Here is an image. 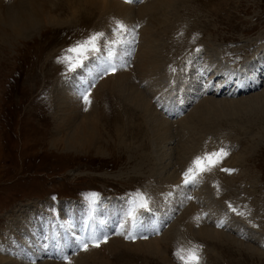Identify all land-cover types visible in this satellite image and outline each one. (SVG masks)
<instances>
[{"label": "rangeland", "instance_id": "374dc122", "mask_svg": "<svg viewBox=\"0 0 264 264\" xmlns=\"http://www.w3.org/2000/svg\"><path fill=\"white\" fill-rule=\"evenodd\" d=\"M5 1L7 6H11L21 0ZM113 1L129 6L134 15L133 24L140 26L138 42L131 57L126 58L129 66L124 68L118 65L117 74L134 75V65L142 52L141 37L146 27H152V38L159 39L157 57L162 61L159 73L161 81L158 80L155 88L148 89L147 98L154 109L153 118L157 115L171 128V139L175 141L169 146V153L165 149H162V153L167 159L171 155L170 160L175 167L169 160L165 164L168 167L161 169L156 160L152 121L144 117L140 109L123 102L118 94L105 93L102 100L95 101L102 81L108 80V76L115 78L116 73L96 79L95 87L91 90V105L85 111V105L80 103L82 100L79 97V101L77 95L81 90V81L89 79L88 72L78 70V74L71 73L67 71L66 63L57 62L58 57L75 55L65 50L93 32L110 33L111 37L112 29L122 15L114 16L115 19L111 21L110 14L104 16L93 7L79 6L82 3L78 0H52L54 13L37 29L20 39H4L0 35V240L6 238L7 246L17 241L14 247L0 246V257H9L10 261L18 264H29L27 257L19 251L23 249L35 259L36 264H65L51 248L47 254L40 250V243L49 226L57 223L58 230L54 228V232H58L59 223L71 221L75 224V231L80 233L89 211V194L95 192L99 194L98 215L111 228L122 217L124 208L128 210L127 201L139 192L149 198L152 209L151 214L143 209L139 210V214L159 217V234H150L147 239L169 238L162 245L166 256L159 258L127 249L116 256L111 254L107 260L108 256L101 249L122 238V235H112L102 248H93L97 252L88 250L71 255L72 264L80 261L87 264H177L173 255L175 249L178 246L188 247L192 243L203 245V264H264V66H261L264 60V0H186L180 2L172 12L168 20L170 25L165 24L166 20L159 16L160 13L153 24L150 23V16L145 17V22L137 15L141 8L154 0H143L142 3L136 0L131 3ZM11 9L16 11V6ZM124 17L123 22L131 27L130 21ZM145 23L149 24L145 26ZM145 33L143 35L146 36ZM119 35L127 37V34L118 33L113 38L120 39ZM188 36L194 38L188 41ZM257 68H260L257 80L252 81ZM228 76L236 78L230 83ZM243 76L250 79V86L258 83L256 89L240 95L233 94L237 83L245 85L247 82ZM219 85L221 88L217 94ZM139 87L146 91L144 85ZM68 96L78 105L81 104L84 115L95 117L101 126L98 136L93 134V141L72 142L74 128L59 131L64 117L58 110V103ZM258 96H261V100L251 103L252 110L250 107L235 115L226 114L220 120L213 119V123L207 124L212 125L209 132L208 129L201 132L200 128H206L203 123L199 124L198 129L192 128L191 133L186 127L187 123H191L187 119L196 117L197 109L205 101L240 104ZM81 121L77 120L76 125ZM117 126L127 141L123 144L114 140ZM180 126H183L182 131ZM192 138L188 143L191 149L183 155L185 159L193 162L205 152L226 148L229 155L216 167L217 171L222 168L237 171L231 174L221 171V176L207 179L210 183L200 176L203 180L188 185L183 192L179 188L176 198H167L168 202L169 199L175 201H170V204L181 203L171 212L167 207L162 208L161 202L157 203L159 198L165 200L164 197H167L170 189L165 188L168 186L164 188V193H156L159 198L152 193L160 176L176 173L180 174V179L184 177L185 171L178 170L182 164L181 157H178L179 150ZM202 202H206L211 214H215H210L214 224L221 218L226 221L225 227L213 225L210 212L204 211ZM229 203L239 211L250 212V215L241 216L231 212ZM194 204L198 208L195 213L200 218L197 221L203 226L200 229H216L228 240L200 237L197 225H193V232H188L183 242L176 239L171 244L168 242L176 232L175 226H186L182 220L185 209ZM25 213L34 215L30 218L29 227L25 225L27 221H23V227L32 231L24 232L22 229L23 234H18L15 227L19 226ZM43 215L47 220L41 221L36 228L34 223L39 222ZM123 239L121 241L124 242ZM125 240L131 246L147 242L139 238L135 241ZM15 247L18 250H14ZM0 264L6 263L0 261Z\"/></svg>", "mask_w": 264, "mask_h": 264}, {"label": "bare ground", "instance_id": "6f19581e", "mask_svg": "<svg viewBox=\"0 0 264 264\" xmlns=\"http://www.w3.org/2000/svg\"><path fill=\"white\" fill-rule=\"evenodd\" d=\"M78 1H79V3H82L79 6L93 7L94 9L98 10L99 13L101 12L102 14H104V16H107V15L110 14L111 21L113 20L114 16L122 15L120 21H123L122 17L125 16L124 18L128 19L127 21H130L131 27L136 26V25L133 24L134 23V19H133L134 15L131 13L132 11H131V8H129V6H123L120 3L115 2L113 0H78ZM183 1H186V0H154L153 3L148 4L145 7L141 8L137 12V15H140L139 18L142 21H145V17L150 16L152 18L151 21H150L151 24L154 23V20L157 17L161 16V17H164V19L166 20L165 24H169L170 25L171 23L168 20L171 18L172 12L175 11V9L179 5V3L183 2ZM13 6H16V11L11 9V7H13ZM53 6L54 5H52V0H43L41 2L39 0H21L19 3H16V4L11 5V6H7V3H6L5 0H0V35L4 39L9 38V37H14V38L17 37V38L20 39L21 37H23L24 35H26L30 31H32L34 29H37V27L39 25H41L42 23L46 22L48 17L51 18L52 14L54 13L52 11ZM77 6L78 5L75 6V10H77V8H76ZM48 7H50V8H48ZM111 13H113V14H111ZM159 13H160V15L156 16ZM101 19H102V17H101ZM53 20H55V19H53ZM65 21H63L62 23H64ZM107 23H109V22H107ZM135 23H136V20H135ZM109 24H111V22ZM148 24L145 23V26H147ZM151 28L150 27H146V30L144 29L143 33L146 32L145 33L146 36L143 35V33H142V37L141 38H142L143 44L140 45V46H142L141 47L142 49L140 48L142 50V52H141L140 58L137 60V62L136 63L134 62L135 63L134 71H133L134 75L126 73L127 75L124 74L125 76H121L122 75L121 72H119L121 74V75H119V74H117V72H118L117 71L116 72L117 76L115 75V78H113V77L110 78L108 76L109 79L105 80V82L102 81V83H101L102 85L100 84L101 86L100 87L98 86L99 89L97 90V97H96L95 101L102 100L105 93L106 94L110 93L112 95L118 94L119 96L122 97L121 100L123 102H127V103L133 105L135 108H138V110L140 109V112L142 113V115L144 117H149L150 121H152V124H153L152 125L153 126L152 131H153V137H154L153 142L156 144V156H157L156 160L160 163L161 169L164 168V170H165V167L166 166L168 167V165H165V164L171 159V155L167 159L165 153H162V149L163 150L165 149L168 152L169 146L175 140L171 139V135H172L171 132H170L171 128L168 126V124H166L165 122L160 120L157 117V115H155V117L153 118L154 109H153V107L150 104L151 101L147 98L148 89L149 88L152 89V88H155V86H158L156 84H157L158 80H160L159 79V73H161V68H162V61L159 59V57H157V51H158L157 43L159 42V39L155 40L154 38H152L154 36V34H153V32L150 31V30H153ZM105 31H106V29H105ZM119 36L121 37V35H119ZM192 38H194V37L193 36L192 37L188 36L187 40L188 41L192 40ZM139 52H140V50H139ZM194 55H196V54H194ZM263 61H261V66L262 67L264 66V62ZM207 62H208V59H207ZM259 69L260 68H257V70L255 71V76L253 77V79H251L252 81L253 80L254 81L257 80V76H258L257 72L259 71ZM125 71H126V69H125ZM137 72L139 74H137ZM215 77H216V75H215ZM228 77H229L228 79H229L230 83H231L232 80H234L236 78L235 77V78L232 79L231 76H228ZM243 77H246V81H247V82H245V86H250V82H249L250 79L247 76H243ZM137 81H139L138 85H137ZM163 82H164V80H163ZM143 85L145 86L146 91L141 90V87H139V86H143ZM257 85H258V83L254 82V87H256ZM72 87H74V86H72ZM240 87H244V85H240ZM219 88H221V85H219V87L217 88V94H219V91H218ZM237 89H239V87L236 86V88L233 90L234 91L233 94H235V93L237 94V92H236ZM93 95L95 96L96 92ZM91 96H92V94H91ZM260 97L256 98V99H252V100L250 99L251 101L245 100L244 102H242L244 104H242V103L239 104V102L238 103H232V102L221 103V102H218V101H205V103L201 104L199 106V108L197 109V111L195 113L196 117L194 116V117H191L190 119H187V121L191 120L190 121L191 123H187L186 127H188V130L190 131L189 133H191V129L192 128L198 129L199 124L203 123L206 126V128H200L201 132H203V129H205V130L208 129L207 131L209 132V128L210 127L212 128V125L207 126V124L213 123V119L215 120V118H216V120H218L219 118H222L226 114H230L231 113V114L235 115V114H237L238 112H240L243 109H248V108L251 107V103H255L256 101H258L260 99ZM77 98L79 100V95H77ZM262 98H264V96ZM80 103L82 104L81 101H80ZM81 104L78 105L77 102L73 98H71L69 96H68V98L64 97L62 99V101L60 100V103H58V106H59L58 110L61 113H63L62 118L64 117L63 123L61 124L59 131H63L64 129L65 130L66 129L69 130L68 127L74 128L75 132H74L73 137H72V142H86V140H89V139H91V141H93L94 140L93 134L95 133V136H98V134L101 131V126L94 119L95 117L87 116V115H84L82 113ZM252 107H251V110L253 109ZM80 119L82 121L76 125V121L80 120ZM74 125H75V127H74ZM64 127H66V128H64ZM182 128H183V126H180L181 131H182ZM114 130H116L115 131V139H114L115 142H121L122 144L124 142H127L123 138V133H122L123 131L121 130L120 127L117 126L116 129H114ZM134 132H135V126H134ZM81 135L83 136V138L81 137ZM180 135L182 136V134H180ZM187 135H188V132L186 133V137H187ZM189 135H190V137L192 136L191 134H189ZM101 138L103 139V137H101ZM180 140H182V139H180ZM192 140H193V138L190 139L189 141L187 140L188 142L182 147V149L179 150L180 153H179L178 157H181L180 159L182 160V161L180 160L182 164H180V166L178 167L179 171H183V172L185 171L186 172V170H188L190 167H192V168L195 167L193 162H191L188 159H185V156H183L185 152H187V151H189V149H191V147H190V145L188 143L191 142ZM157 148H158V152H157ZM157 153H158V155H157ZM171 154H173V153H171ZM144 156L146 158L150 157L149 155L148 156L144 155ZM164 159H165L166 162H164ZM169 162L172 163L171 160ZM140 164H141V166H144L143 163H140ZM173 166L174 165L172 163V167ZM172 167L170 166V168H172ZM143 168L145 169V167H143ZM137 169H140V168H137ZM156 171L158 172V170H156ZM162 171H160V172H162ZM166 171H167V169H166ZM220 173H221V171L218 172L217 168L215 167L211 171L205 172L202 175V177L207 180V179H211L212 177L221 176ZM193 174H195V173L190 174L189 178H191V175H193ZM159 175H162V174H159ZM209 175H212V176L207 177ZM175 176L178 177V178L176 179ZM202 177L199 176L196 182H200ZM159 179H160V181L157 180L158 183L156 181L157 185L155 187V190H153L152 194L155 196V195H157L156 194L157 192H158V194L162 193V192L164 193L165 192L164 188L168 186V188H165L166 190L170 189L169 191H167V197H164L165 200H162L157 195V197L159 198L157 200V203L161 202L163 204L162 208L163 207L164 208L167 207L168 210L173 212L174 209L177 207V205H179V204L181 205V203H178V201H177V203H175V204H170L169 202L173 198H176L175 194H178L177 191H178L179 188H180L181 192H183L185 190L184 189L185 186H183L184 177L180 179V174L177 175L176 173H174L172 175H168V176H165V177L164 176H162V177L160 176ZM174 180H175V184H173ZM207 181L210 183V180H207ZM181 188H182V190H181ZM205 188L208 190V186H206ZM201 193H204V192L202 191ZM165 194H164V196H165ZM167 198H172V199L171 200L169 199V202H168ZM174 202L171 201V203H174ZM210 202H211V200H210ZM202 203H203V204H201L203 206L202 208L205 209L204 211H206L208 213L210 212L209 213V215H210L211 212H212L211 208H209V205L208 206L206 205L207 204L206 202H202ZM210 206H211V204H210ZM196 209H198L196 204H194L192 206L190 205L189 208L187 207L185 209V212H184L185 213V215H184L185 218H183L182 220L185 221L184 225H186L188 228L186 226L185 227H181L182 225L179 227L180 224L178 226H175L176 227V232L173 235V238H171L172 240L170 239V241H168V242H170V244H171V242H173L174 239H176L179 242H183L185 239H187L188 232H191V231L193 232V230H192V228L194 227L193 225H198L196 227L198 228V233L200 234V237H203V238H206V239H212V240H219V239H222V241L223 240H225V241L228 240V238L225 235L216 232V229H207V228L200 229V227L202 228L203 226H201L202 224L200 223V221H197L198 219H196L198 217V215H199V214L195 213ZM123 211L125 213L127 211V209L124 208ZM198 211H200V210H198ZM35 213H36L37 216H39L38 212H35ZM211 215H213V214H211ZM211 215H210V219H211ZM32 216H34V215L26 214V213L22 215V218L20 219L19 226L15 227V231L18 234H20V233L23 234V230H24V232L32 231L30 228L23 227V224H24L23 221H27V223L25 222V225L27 224V226H28L29 221L32 220V219H30ZM85 218H86L85 221H87L88 220V213H87V217L85 215ZM97 218L100 219V220H103L102 218L99 217L98 214H97ZM158 218L159 217H157V220H159ZM214 219H215V217H214ZM225 219H227V217ZM46 220H47V217H45V215H43V217H41V219H39V222H35L34 223L36 228H38V226H37L38 224L39 225L41 224V221L44 222ZM75 220H77V219H75ZM112 220L113 219H111V221ZM195 220H196V222H194ZM212 220H213V218L211 219V221ZM212 222H213V225L216 224V223L214 224V221H212ZM190 225H191V227H190ZM51 227L49 226V231H47V230L45 231V235H47V236L52 235V233L54 232V228H56V230H58V224L57 223H55L54 226L51 225ZM37 233H38V235H40V232L38 230H37ZM123 238L124 237L122 235V238H120V239L118 238L115 241L110 242V243L107 242L108 245H106L107 243H104V244L101 245V247H99V248H102L104 245H106L101 250L103 251V253L106 256H108L107 260H109V257H110L111 254L113 256H116L117 254L121 253L122 250H126L127 251V249H130V250L135 249L136 251H140L141 253H145V254H148V255L151 254V255H154V256L159 257V258L166 256V252L162 249V245L164 243H166V241L169 238H166V237L164 239L155 238V239H151V240L146 239L145 241H147V242H144V243L139 244V245L135 244L136 246L127 245V244H129V241L126 244L125 243L126 240H125V238L124 239ZM8 239H9V237H8ZM122 239L124 240V242L121 241ZM6 241H7L6 238L4 240H0V246H5L6 247L7 246ZM16 243H17V241H12L6 248H8L9 246L14 247L16 245ZM49 243H50V241H49ZM14 250H18V247H15ZM89 250H90V252H93L96 249H93V247H92V248H89ZM252 250H254V249H252ZM95 252H97V250ZM0 261L1 262H5L6 264H18L17 262L10 261L9 257H7V258L0 257ZM102 261H103V259H102ZM103 262L106 263V260H104ZM19 264H22V263H19ZM77 264H87V263H85V261H80Z\"/></svg>", "mask_w": 264, "mask_h": 264}, {"label": "snow or ice", "instance_id": "6c2138e0", "mask_svg": "<svg viewBox=\"0 0 264 264\" xmlns=\"http://www.w3.org/2000/svg\"><path fill=\"white\" fill-rule=\"evenodd\" d=\"M127 2L131 3L133 0H127ZM136 2L142 3L143 0H136ZM139 27V25L129 27L123 21H117L116 27L112 29L111 37L102 31L93 32L86 39L77 41L65 50L66 53L75 55H65L57 58L58 63H66L68 72L77 74L78 70L88 72L89 79L81 81V90L78 92L82 103L85 105V111L91 105V90L95 87L96 79L114 75L119 70L118 65L124 68L129 66L126 58L131 57L134 45L138 42ZM118 33H126L127 37L113 38ZM196 51L199 52L200 49L197 48ZM172 71L175 72L176 70L172 69ZM93 73L97 75H93ZM201 86L203 87V85ZM228 155L227 149L221 148L219 151L205 152L203 155L197 156L193 161L195 169L190 167L183 174V186L187 187L195 184L199 176L217 167ZM221 171L231 174L237 170L222 168ZM192 173L195 174L189 178ZM98 197V193L89 194L88 220L84 222L80 233L75 231L74 222H61L59 223L60 231L53 232L50 237L46 235L40 243V250L47 254L49 248H51L56 256L65 261V264H72L71 255L78 254L81 251L86 252L90 247L99 248L102 244L107 243L112 235H124L126 239L135 241L138 238L147 239L150 234H159L157 217L154 214L149 217L139 214L140 209L152 213L149 198L143 193L133 194L132 198L127 201L128 210L111 228L107 221L97 218L100 207ZM229 209L237 215H250V212L239 211L230 203ZM129 220L131 221L130 224H128ZM225 225L226 221L224 220L216 221L217 227H225ZM19 251L27 257L29 264H36L35 259L28 252L23 251V249ZM173 255L177 260V264H203V245L192 243L188 247L178 246ZM37 259H40V257H37Z\"/></svg>", "mask_w": 264, "mask_h": 264}]
</instances>
